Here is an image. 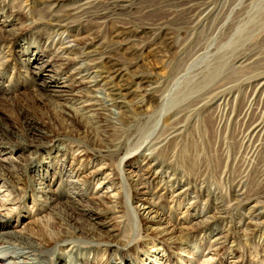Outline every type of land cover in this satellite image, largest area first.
<instances>
[{"label":"rangeland","instance_id":"1","mask_svg":"<svg viewBox=\"0 0 264 264\" xmlns=\"http://www.w3.org/2000/svg\"><path fill=\"white\" fill-rule=\"evenodd\" d=\"M111 1L0 0V214L9 225L6 231L28 234L36 243L45 235L70 234L75 243L81 238L78 234L90 235L100 243L99 260L117 259L120 253L132 264H205L209 257L215 264H264V215L259 219L250 216L264 214V199L254 190L257 178L264 175V166H254L247 177L240 171L246 152L255 144L261 143L256 158L264 162V87L257 90L264 81V0H198L209 8L198 23L183 11L178 0H133L130 8H119L114 22L76 19L61 30L37 21L49 13L69 15L70 8L77 4L101 6ZM119 5L127 6V0ZM151 24L163 25L161 41H151L148 30L142 29ZM120 27H132L130 30L138 33L136 38H124ZM116 34L120 35L114 37ZM97 35L93 49L85 52L111 44L116 47L117 59L127 66V71L116 76L109 74L111 63H105L96 80L98 88L116 86L121 101L128 105L120 118L122 131L112 137L121 143L120 151L109 156L91 146H79L78 138L52 143L45 137L52 132L37 122L27 124L24 113L15 122L9 109L17 102L30 105L35 101V116L40 119L56 106L76 116L82 112L80 108L88 102L76 91L74 75L77 71L84 73L89 59L82 60L84 51L74 38ZM59 45L69 50L68 55H43L42 50L51 51ZM249 57L253 63L257 61L255 69L240 74L235 66L241 58ZM65 65L71 67L63 72ZM107 75L112 77L110 86L104 85ZM141 77L153 82L152 97H147L146 91H135ZM255 88L258 92L254 94ZM92 94L109 100L99 91ZM203 94L218 98L201 109L194 107L191 103ZM141 101L143 106L138 108ZM237 107L247 110L246 120L238 116ZM182 110L188 118L186 132L170 159L171 166L163 167L172 181L164 174L156 175L161 172V162L149 169L156 180L147 187L138 186L137 177L155 162L146 158L151 147L148 141L152 140L149 136L159 134ZM116 111L109 107L112 121L117 120ZM256 116L262 119L263 131L248 147V120ZM80 120L85 128L93 130L92 135L96 134L94 124H88L91 120L84 116ZM41 131L46 135L38 133ZM19 142L26 148L19 146L9 153L8 146ZM254 160L246 158L248 167ZM95 166L101 168L100 178L109 175L103 184L92 176ZM119 174L123 177L117 189L121 194L120 212L110 219L99 218L96 213L100 207L95 200V204L90 201L110 193L106 188L118 183ZM242 175L245 178L241 179ZM246 187L248 201L232 205L230 198L242 196ZM79 190L84 196H67ZM73 200L70 207L65 206ZM148 203L162 213L163 224H145L147 215L154 216L146 214ZM222 206H228L227 213L215 215L214 209ZM217 236H222L226 244L218 251H208ZM119 239L122 242L114 245ZM59 246L73 244L58 243L55 249Z\"/></svg>","mask_w":264,"mask_h":264},{"label":"bare ground","instance_id":"2","mask_svg":"<svg viewBox=\"0 0 264 264\" xmlns=\"http://www.w3.org/2000/svg\"><path fill=\"white\" fill-rule=\"evenodd\" d=\"M120 1L121 0H112L107 5H101V6H97L95 4L90 5L88 2L84 5L77 4L76 6L74 5L72 9L70 8L69 15L65 16V15H57L54 13H49L47 17H44V19L41 18L42 16L38 17L37 21L48 23L49 25H51V27L56 28L57 30L66 29V26L69 24V22L71 23L72 21H75L76 19L78 20L85 19L89 21V20H94V19L98 20L99 18H102L104 19L105 22L106 21L114 22V20H116V17L118 16L117 11L119 10V8L121 9L130 8L131 7L130 4H132L133 0H129V1L127 0V3H128L127 6L119 5ZM178 2L183 4V11H185L188 15H190V18L192 20L198 19L196 21L197 23L200 22L201 19L204 17V15L206 14L205 12L207 11V8H208V6L202 5L203 3L200 4L198 0H178ZM208 12L209 11H207V13ZM161 26L163 25L161 24ZM161 26L160 25H152V26H147V27L145 26L146 28H142V29L148 30L147 34L149 35V38L151 39V41L155 42L156 40L162 39V34H163L164 29ZM131 28L129 27L121 28L120 27V30L122 32L120 34L128 40L136 38L138 33H134L133 31H131L130 30ZM120 34H116L114 35V37ZM2 37H3L2 33L0 32V40H3ZM98 39H99L98 35L96 37H93V38L89 37L88 39H83V40L74 38V42H77V45L82 47L81 50L84 51V53L82 52L84 54L82 56V60L86 61L87 59H89L88 63H86L87 64L86 67L84 68V73L80 74L77 71V74L74 75L77 77L76 78L77 86L75 87L76 91L80 94L81 99H84V102H88V104L80 108L82 112H80L77 116L76 114L69 113L62 106L61 107L56 106V107L51 108L49 111H46L42 115L41 119L40 117L37 118V116H35V113H36L35 110L37 109L35 107V103H36L35 101H30L31 103L30 105H27L28 102H17V103L12 104L11 105L12 108H9V109L12 113L13 120L15 122H17L19 120V116L24 113L27 117V119H25L27 121V124L37 122L40 125H42L43 128H45L44 130L49 131L50 133L52 132V135L45 136L46 138L50 137V139H52V143H59L62 140L67 142L72 138H78L81 141L78 144L79 146H81L82 144L88 147L91 146L98 153L100 154L104 153L106 156H109L112 153H116L120 151L121 143L114 142L112 140V137L116 136L118 133L122 131L121 124L123 121L120 118L123 115L122 110L127 109L128 105L125 101H121L120 99L121 94L117 90H115L116 86L113 87V85H111L112 77L110 78L108 77V75L106 77L107 81L104 83V85H108V83H109V86L111 85L110 87H107V88L106 86L102 88H98L96 80L100 78V74L103 73L102 69H104L103 65L105 63H111L110 66L112 68V72L109 74H114V75L117 74L116 76L120 75L121 72L123 73L127 71V66L125 67V64H123L121 61L117 59L116 54H115L116 47L114 46L112 47L111 44H109V46L108 44H104L103 47L99 49V51L94 49L92 52L86 53L85 51L89 50L90 48L93 49L92 45L96 41H98ZM60 52L61 54H58ZM42 53L44 56L51 55L53 56V58L59 57L60 55V58H61L63 55H68L67 53H69V50L59 45L57 48L55 47L51 51L42 50ZM74 60L75 59H71V60L69 59L68 61L72 62ZM239 61L240 62L238 63L237 66H235V68L237 70L238 69L240 70V74L246 71L250 73V70L255 69V66L257 63V61L255 60L256 63L254 61L255 63L254 64L252 60H250V57L249 59L241 58ZM70 67L71 66L69 65H65V67L63 68V72H66L67 69H69ZM260 76L261 75H259L258 77ZM152 84L153 82L148 77H141L139 82L136 83L135 85L137 88V90L135 91H140V90L146 91V94H148L147 97H152V95H154L152 94L154 93L153 90L155 89L154 87H151ZM257 87L259 88L257 90H260V88H263L264 81L260 82ZM256 88L254 90V94L255 92H258ZM95 91H99L100 93L107 94V98L109 100L107 99L108 101L106 102L105 100L96 98L94 96L95 94L94 95L92 94ZM215 91L217 93V90ZM215 98H218L217 95H211V96L205 95L204 96L203 94V96L200 99L198 98L197 101L195 100L196 103H191V104L194 105V107L199 106V109H201L200 108L201 106L203 108L204 105L210 103ZM68 102L76 103L77 101L68 100ZM141 102H139L140 105H138L139 106L138 108H141L143 106L144 101H141ZM108 103L111 105H109ZM109 107H114L117 109L115 113V116H116L115 120L117 119L116 121H112L111 118L113 116L111 117V115L107 113L109 110ZM243 109L241 107L240 108L237 107L236 112L237 113L239 112L238 116L241 118V120L244 121L246 120V117H247V113H246L247 110L246 109L243 110ZM27 110H29L30 114H26ZM36 111L38 112V110ZM76 111L78 112V110ZM183 111L184 110L180 111L178 114H174L171 117V122L169 121L170 124H168L167 127L164 126L162 131L159 134L156 133V134H152L149 136V138L152 140L148 141V145L149 147L150 146L151 147L150 149H148L150 153L146 156V158L148 159L149 162L150 161H155V162L150 165L148 163L149 167L143 170L142 173H140V175L137 177L135 182L138 184V186L147 187L156 180L155 176L151 177L149 169H151L152 167L158 166L161 162H164V164H162V167H161L162 168L161 172L157 171L156 175L164 174V177L167 180H169V182L172 181V178L170 177V175L168 176L166 175L169 172H166L167 170H164V168L168 169L171 166L170 159H173L174 153L176 152V148L178 145V141L182 139V136L186 132V122L188 118L185 117V115L181 114V112ZM234 114L236 113L234 112ZM83 116H84V119L87 118L88 120H91V123H88V124H92V125L94 124V129H96V134L92 135L91 132L93 130H91L90 128L88 129V127L85 128L86 126L85 127L83 126L80 120L81 117ZM248 121H250L251 123L250 124L251 128L247 132L248 135L246 137V143L248 144V147H250L249 143H251V140L255 138L260 133V131H263L262 130L263 122L260 116L249 118ZM43 132L45 131H41L38 133H40L41 135H46ZM64 141L62 142L64 143ZM15 146L13 145H11L10 147L8 146V148L10 149L9 153H13L14 151H17L16 149L19 148V146L26 148V145L24 144V142H19ZM261 148H262L261 143H258L252 147V150L250 149L251 151L249 153L246 152L245 160L240 165V169H241L240 171H242V173H245V177L248 176L249 172L253 171L254 166L261 165L259 169H262V167L264 166V162L258 161L259 158L258 159L256 158L258 155V151H260ZM59 150L62 152L64 151V149H59ZM246 158L249 160L250 159L254 160L256 158V161L254 160L255 163L253 164V166L248 167L249 164L248 165L246 164ZM161 159H163L164 161H161ZM93 168L94 169L91 171L92 176L94 178H98L99 180H101L99 184H103L104 181L107 180L109 175H105L103 178H100L101 168H97L96 166ZM243 176L244 175H242L241 179L245 178ZM122 178H121V175L119 174L118 183H113L106 188V191L110 192L106 194V196L100 195L96 198L91 199L90 202L92 204H95L94 202H92V200H95L97 205L100 207L98 212L96 213L99 218H109L110 219L113 216H115V214L120 212L119 201H120L121 194L118 192L117 189L121 188L120 182L122 181ZM109 182H111V180H109ZM245 182L246 181L242 183L245 184ZM255 183H256V187H254V190L257 192L256 196H259V198L264 199V175L259 176L257 178V182ZM118 185H120V187H118ZM248 190H249V187H246V190L244 194H242V196L238 194L239 196L235 195L234 198H230V200L234 202L232 205L239 206L240 204L244 203V201L247 200ZM80 195L84 196V191H81V190H79L78 192L70 191L67 193V196L70 199L75 198L76 196H80ZM1 199L2 198H0V202L3 201ZM74 202H75L74 200L71 202H68L65 204V206L70 207V204ZM148 205H149L147 207L148 211L146 214L148 213L150 214L151 212V213H154V216L149 217L147 215L145 217V224H150V222L157 223V224L158 223L163 224L164 223L163 221L165 219L163 218L162 213L158 212L156 205H154L153 203L152 204L148 203ZM227 207H224V206L216 207L214 209V214L223 215L227 213V209H228ZM262 215H264L262 212H258L256 214L253 213L250 216L254 218L257 217V219H259L260 217H262ZM5 220H6L5 216L0 214V264H35L36 262H38L39 264H111V263L132 264L128 261V259L123 258V255L120 253L118 254L119 260L118 258L113 259V260L112 259L109 260L108 258L99 260V258L97 257H98V250L101 249L99 245L100 243L94 240L93 237L90 235L81 234V233L78 234L81 237L80 239L77 238L76 241H79L78 243H75L72 241L74 238L70 234L63 233L60 235V237H57V235H52V236L45 235L44 237L43 236L40 237L36 243L29 239L31 237L28 234H27L28 236L27 235L25 236V235H19L18 233L13 232V231H6L9 225L7 222H5ZM262 224H264V221H262ZM67 229L69 228H65V230ZM33 233L34 232L32 231V235H34ZM74 235H77V232L76 234L74 233ZM66 242H70L71 244H73V246L68 247V248L59 246L58 249L57 248L55 249V245H57L58 243H66ZM120 242H122L121 239L117 240V242H114L115 243L114 245H118L120 244ZM85 243L88 244V246H84ZM225 244L226 243L223 240V237L217 236L213 238L212 243L209 245L207 250L208 251L209 250L218 251V249H221V247H224ZM106 247H108V245ZM105 252H107V250L103 251V253ZM207 261H208L206 262L207 264H209L210 261H212L211 264L216 263L214 261V258L212 257H209Z\"/></svg>","mask_w":264,"mask_h":264}]
</instances>
